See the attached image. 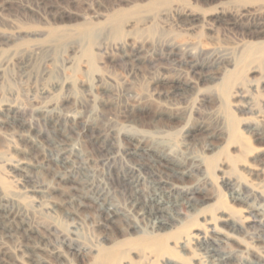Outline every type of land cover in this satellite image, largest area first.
Here are the masks:
<instances>
[{"label": "rangeland", "instance_id": "rangeland-1", "mask_svg": "<svg viewBox=\"0 0 264 264\" xmlns=\"http://www.w3.org/2000/svg\"><path fill=\"white\" fill-rule=\"evenodd\" d=\"M151 171L172 229L131 202ZM0 205V264H200L174 234L213 219L264 256L218 222L264 217V0H0Z\"/></svg>", "mask_w": 264, "mask_h": 264}, {"label": "bare ground", "instance_id": "bare-ground-1", "mask_svg": "<svg viewBox=\"0 0 264 264\" xmlns=\"http://www.w3.org/2000/svg\"><path fill=\"white\" fill-rule=\"evenodd\" d=\"M9 112L11 113V111ZM13 169L22 170L23 166L21 163H16L13 166ZM135 183L136 185L131 186L132 190L130 192V199L131 202L133 203V206H139L140 214H145L150 218H152L155 221V224L157 225V228L159 230H164L166 228L172 229L176 227V223H179L180 220L175 216L176 212H174L173 211L174 209L172 210V208L176 207L175 203L180 197L178 191H176V189H170L169 188L170 186L166 187L169 189L165 190L163 186L164 182L161 180L160 177L158 178L156 174H154V172L152 171L148 173V177L146 179L142 178L140 180H136ZM139 184H144L147 186L149 184L153 189L152 193L149 195H145V192L138 188L137 185ZM235 197H236L235 199L242 200L239 195ZM188 201L190 202L194 201L192 196L188 198ZM189 206L193 207V204L189 203ZM229 211L230 212L225 214L224 216H221L220 218L218 217L219 218L218 222L227 226L232 233H240L245 228L247 227L250 228L254 226L260 229H264V217H258L254 215V213L251 210L246 214L231 210ZM0 212H3L4 214H9L5 210V207L2 205H0ZM211 221H217V220L215 219L209 221L205 220L203 226L199 225L200 228H198L199 226L197 227L195 224H191L189 226L182 228L181 230H178L176 234H174V236L176 238L175 240L176 241L178 240L179 242H175L174 247H177V244L181 249H187L190 245L197 247L201 251L200 252L201 254L200 253L199 254L203 258L200 264H229L232 261L233 258L232 255L223 254L218 249L217 242L215 240H212L209 236L210 233H216V227L212 224ZM260 231L264 232L263 230ZM164 249L165 246L162 245L158 249V251L162 252ZM246 250H252V248L250 249L247 248ZM251 264H264V256L256 254Z\"/></svg>", "mask_w": 264, "mask_h": 264}]
</instances>
